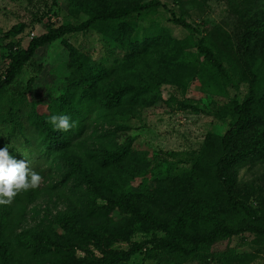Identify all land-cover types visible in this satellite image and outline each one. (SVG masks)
Wrapping results in <instances>:
<instances>
[{"label":"rangeland","instance_id":"1","mask_svg":"<svg viewBox=\"0 0 264 264\" xmlns=\"http://www.w3.org/2000/svg\"><path fill=\"white\" fill-rule=\"evenodd\" d=\"M55 1L52 5L53 0H0V80L7 68L11 48H25L32 38L50 29L67 27L82 16L109 12L128 4L158 1L168 11L159 7L142 20H133L137 27L130 36L133 41H142L150 30H160L158 40L141 55L125 58L119 45L111 46L92 29L67 33L63 36L66 48L57 41L40 49L14 80L11 92H23L30 78L36 79L41 93L53 92L62 84L63 77L70 73L65 61L66 56L72 53L74 60L84 58L107 70L95 84L101 98L109 91H123L126 99L115 106L99 107L86 130L65 153L72 166H76V169L65 166L66 171H70L69 181L60 183L64 188L48 191L45 190L47 180L41 179L38 183L41 194L27 207L24 223L18 232L26 230L38 236L43 227L50 225L52 233H61L53 223L54 217L65 211L67 203L78 205L86 196L83 187L74 189V182L76 186L82 183V170L92 172L96 177L108 175L113 185L123 193L134 191L144 195L147 192V189L144 191L145 186L154 189L160 185L161 192L157 193L162 194L163 204L158 207L151 203V199H145L142 217L148 215V208L155 214L157 208H162L161 215L164 213L168 217L164 211L178 200L194 204L196 200L218 201L227 210L219 180L200 164L198 154L206 144L207 135L222 136L229 128L228 118L219 120L215 115L230 98L242 101L253 87L255 100L264 117V0H236L235 13L230 11L231 0H198L200 5H196V0H180V4H177L178 0ZM172 12L177 17L182 15L194 30L173 24L169 20ZM255 13H258L260 21L253 20ZM18 22L25 23V30L8 39L3 38V33ZM243 23L246 25L242 28ZM217 25L228 35L227 38L220 36L219 43L227 45L232 61L231 74L239 84L237 88L226 87L196 49L202 34ZM247 28L255 29V33H246L242 42V31ZM242 44L246 45L244 53ZM138 92L140 100L135 104L128 103L127 98ZM6 131L7 127L0 128L1 135ZM242 134L240 142L248 147L264 139V126H256ZM21 142L17 136L5 141L1 147L6 146L9 155L16 160H25L31 170L38 155L34 148L22 150ZM216 145L213 140L207 148L210 151ZM123 149H128L125 160L111 171L104 172L100 168L103 157L108 152ZM53 173L51 181L55 183L61 179L62 172ZM229 175L236 179L237 197L256 215L264 217V161L234 166ZM204 179H207V192L196 191V184ZM172 188L175 190L170 193ZM170 196L174 197L172 201H168ZM97 202L103 203L102 200ZM180 212L181 209L174 211L171 221L178 218ZM227 214L234 216L233 213ZM113 216L119 217L116 212ZM129 216L124 213L122 217ZM131 222L126 239L114 243L111 249L128 251L146 240L174 238L176 231L182 236L186 234L175 227L159 228L138 219ZM228 244L237 252L254 253V258L245 264H264V242L255 240L253 236L239 235L232 237ZM75 255L77 258L97 257L99 253L88 246L85 252L77 249ZM127 263L154 264L152 260L144 259L143 253L131 256Z\"/></svg>","mask_w":264,"mask_h":264},{"label":"trees","instance_id":"2","mask_svg":"<svg viewBox=\"0 0 264 264\" xmlns=\"http://www.w3.org/2000/svg\"><path fill=\"white\" fill-rule=\"evenodd\" d=\"M179 1L177 4H180ZM231 1L230 11L235 13L236 0ZM55 3L53 0L52 5ZM197 4L201 3L196 0ZM159 7L168 11L158 1H149L144 4H128L105 13L85 15L72 25L50 29L45 34L32 38L25 48H11L7 68L0 80V128L7 127L6 133L0 134V147L5 141L9 142L11 138L18 136L22 139V150L34 148L38 157L31 171L38 172L42 180H47L45 190L65 187L61 184L69 181L71 177L65 166L76 169L65 153L72 142L86 130L99 107L118 105L125 99L124 93L109 91L101 98L95 84L107 70L84 58L74 60L72 53L66 56L65 61L70 73L63 77L62 84L53 92L41 93L35 78L27 81L23 92H11L14 80L40 49L57 41L66 48L63 36L67 33L95 30L111 46L119 45L127 59L147 52L149 45L160 37V30H150L142 41H133L130 36L137 28L133 20H142ZM182 17H177L172 12L169 20L193 31L192 26ZM257 18L258 13H255L253 20H261ZM245 25L243 23L242 28ZM25 28V23L18 22L3 33L2 37L8 39L22 33ZM242 32L243 42L245 34L252 35L255 29L247 28ZM220 36L228 37L220 25L209 28L202 34L196 49L226 87L237 88L239 84L230 70L232 61L229 50L226 44L219 43ZM242 47L244 53L246 45L242 44ZM139 95L140 92L128 97L127 102L137 103L140 100ZM255 95V90L251 87L250 94L242 101L230 98L217 110L216 118H228L229 128L222 136L207 135L206 144L198 154L200 164L212 177L214 175L219 180L227 210L218 201L196 200L194 204L178 200L164 211L168 213V217L164 213L161 215L162 208H157L156 214L148 208V215L144 214L142 217L141 209L145 199H151V203L158 207L163 204L162 194L157 193L161 192L160 185L154 189L145 186L146 195L134 191L123 193L113 185L108 175L96 177L92 172L82 170V183H77L76 186L74 182V189L83 187L86 196L78 205L67 203L65 211L54 217L53 223L61 233H52L50 225L43 227L38 236L26 230L20 229L18 232L24 223L27 207L41 194L42 190L38 185L35 188L19 190L10 203L0 205V264H128V259L136 253H143L144 259L152 260L154 264L250 262L254 253L237 252L228 242L239 235L253 236L255 240L264 242V217L256 215L255 211L237 197L236 179L229 175V170L248 162L264 161V139L253 142L248 147L242 146L240 142L242 133L256 126H264V117ZM52 114L67 115L72 126L67 130L54 128L49 122ZM213 140L217 145L209 151L207 144ZM127 153L128 149L108 152L100 161V168L106 173L111 171L125 160ZM54 171L62 172L61 179L55 183L51 181ZM206 180H200L196 184V191L207 192ZM174 190L172 188L170 193ZM173 198L170 196L168 201ZM98 200L103 203L99 204ZM179 209L181 212L178 218L171 221V214ZM115 212L119 215L115 217L117 219L113 216ZM124 213L130 216L122 217ZM227 213H233L234 216L230 217ZM159 217L160 221L157 220ZM132 219L142 220L143 223L155 227H175L186 234L182 236L176 231L174 238L146 240L135 244L128 251L111 249L114 243L126 239ZM224 243V247L219 248ZM88 246H92L99 255L77 258L75 251L78 249L85 252Z\"/></svg>","mask_w":264,"mask_h":264},{"label":"clouds","instance_id":"3","mask_svg":"<svg viewBox=\"0 0 264 264\" xmlns=\"http://www.w3.org/2000/svg\"><path fill=\"white\" fill-rule=\"evenodd\" d=\"M49 122L61 130L72 126L65 114H52ZM40 180V174L28 169L25 160H16L6 146L0 147V205L10 203L19 190L35 188Z\"/></svg>","mask_w":264,"mask_h":264}]
</instances>
